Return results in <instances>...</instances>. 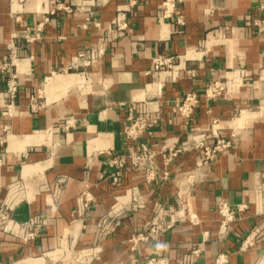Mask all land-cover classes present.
<instances>
[{
  "label": "crops",
  "instance_id": "1",
  "mask_svg": "<svg viewBox=\"0 0 264 264\" xmlns=\"http://www.w3.org/2000/svg\"><path fill=\"white\" fill-rule=\"evenodd\" d=\"M60 1L56 6L55 0H0V58L9 54L13 40L18 83L10 132L0 144V206L11 203L19 222L30 215L47 218L32 240L0 230V264H136L150 258L178 264L181 254L199 244L203 250L191 264H213L219 252L228 255L226 264H264V29L257 32L251 24L262 0H182L177 13L183 24L174 15L160 21L161 0ZM115 18L126 28L108 43L101 62L83 73L68 70L74 54L96 45ZM27 34L34 39L27 41ZM195 49L197 57L186 58ZM157 55L186 58L174 80L159 76L160 90L146 74ZM237 70L244 75L230 95L204 98L210 81ZM4 87L0 77V135ZM189 90L200 101L186 123L170 109ZM131 101L159 110L162 118L139 144L159 149L192 127L208 129L213 120L220 136L234 134L233 142L210 164H201L200 152L191 150L169 163L166 180L158 161L151 182L128 169L113 186L108 152L126 148L125 105ZM67 118L75 123L64 130ZM133 187L143 206L126 210L118 225L101 234L100 221L117 207H128ZM85 192L91 199L83 205ZM219 200L245 205L223 238L216 236ZM160 208L167 229L129 241L147 233ZM254 227L263 233L239 250ZM93 247L99 250L94 259L80 258L81 249Z\"/></svg>",
  "mask_w": 264,
  "mask_h": 264
},
{
  "label": "built area",
  "instance_id": "2",
  "mask_svg": "<svg viewBox=\"0 0 264 264\" xmlns=\"http://www.w3.org/2000/svg\"><path fill=\"white\" fill-rule=\"evenodd\" d=\"M89 1L94 3L96 0ZM181 1L182 0H161L159 10L160 21H164L174 15L176 22L178 24H183L182 16L177 13L178 4ZM55 5H62L61 1L55 0ZM63 7L68 9V6ZM258 10L260 15L254 17L251 24L256 27L257 32H260L264 29V0L260 2ZM125 28V21L120 18H115L112 21V26L106 29L104 36L96 45L81 49L74 54L70 66L67 69H73L83 73L86 68L100 63L106 53L108 43L117 38L118 34L125 30ZM24 37L27 41L34 39V36L28 34ZM13 46L14 42L11 40L7 45L9 54L6 57L0 58V77L5 83L2 92L4 102L1 110V115L5 118V123L3 125L4 133L0 135V144L4 142L5 136L10 132L9 123L14 114L18 94V83L16 81L15 71L13 70L17 56L13 50ZM195 51L198 50H192L190 54L186 55V58L193 59L197 57L195 56ZM184 57L185 56L181 57L179 55H157L152 58L150 68L146 71V74L153 78L156 89L160 90L162 87V82L158 79L159 76L165 75L174 80L178 76L179 70L185 69L184 63L182 62L186 59ZM187 72L190 75H194L193 69H188ZM243 75L242 70H237L231 72L230 75L222 79L217 78L210 81L203 91L204 98L209 100L219 96L230 95L231 92L240 85ZM199 101L200 95L194 90H189L174 106H172L170 109L171 114L180 117L188 123ZM138 104L139 102L137 101H131L125 105V119L127 121L123 129V136L127 142L125 150L121 153L108 152L109 158L107 164L112 169L110 173V182L113 186L118 184L122 173L128 169L132 171H141L143 181L146 183L151 182L155 179L158 161H160L162 165V177L166 180L169 176V163L191 150L200 152L201 164H210L216 158L217 154L228 149L233 142L234 134L231 133L228 137L220 136L218 133L220 129L217 125L218 122L213 120L208 129L192 127L188 133H185L184 138L167 139L159 149L139 144V139L144 134L151 135L153 130L161 123L162 118L158 113L159 110H149L143 105L139 106ZM30 108L31 110L39 108L35 97H31ZM74 121L73 118L65 119L62 124V129L67 130L74 127ZM51 132L57 137L59 128L54 127L51 129ZM176 195L177 199L180 200L181 192L178 191ZM83 197L85 198V203L83 205H86V201L90 200L91 196L88 192H85ZM138 199L139 196L136 188H131V191L129 190L128 207H123V209L118 207L117 209L112 208L114 210L108 212L106 217L98 224L101 234L108 233L112 226L118 225L120 218L124 216V212H127L126 210H135L142 207L143 205ZM116 203L122 204L118 199H116ZM244 208V204H230L225 200H219L216 203L215 209L218 215L217 238H223L226 235L229 224L236 219L237 214L243 211ZM169 211L171 214L174 212L171 208ZM46 219L47 218L39 215H30L26 220L19 222L12 216L11 203L6 202L0 206V230L13 236L21 237L25 241L32 240L37 236L40 228L46 224ZM169 220L171 221L172 217H170ZM168 226L169 222L166 217V212L160 208L156 215L148 222L147 233L140 232L133 235L130 237L129 241L136 243L138 240L152 238L159 232L165 231ZM262 233L263 231L259 227L250 229L241 239L238 247L239 250L244 251L252 246ZM202 250L203 247L200 244L191 247L188 252L180 255L178 264H191L193 259L197 257ZM98 251L96 247L81 249L80 258L85 260L94 259ZM227 260L228 255L224 252H219L214 257L213 264H226ZM136 264H156V260L155 258H150L146 261L139 260Z\"/></svg>",
  "mask_w": 264,
  "mask_h": 264
}]
</instances>
